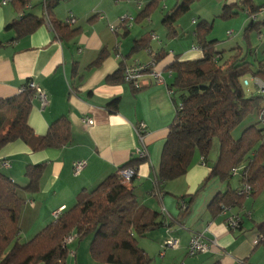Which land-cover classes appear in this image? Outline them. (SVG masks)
I'll use <instances>...</instances> for the list:
<instances>
[{
  "label": "crops",
  "instance_id": "obj_1",
  "mask_svg": "<svg viewBox=\"0 0 264 264\" xmlns=\"http://www.w3.org/2000/svg\"><path fill=\"white\" fill-rule=\"evenodd\" d=\"M58 1L47 15L45 0H30L24 7L14 1L0 3V98L16 95L20 87L32 79L43 89L46 99L41 107L40 100L35 96L32 98L28 124L33 131L43 135L59 116L68 118L72 128L70 143L61 148L31 151L19 139L8 142L0 149V171L20 186L27 182L23 173L28 165L44 164L39 189L34 194L22 192L29 218L31 212L32 218H36L37 226L30 232V237L53 221V212L71 207L77 193L95 188L108 174L118 172L119 167L137 160L136 149L144 143L147 158L124 168L132 167L136 171L133 193L137 202L160 211L166 226L138 238L142 249L148 254L151 244L159 249L165 239L173 237L179 240L176 255L188 256L186 247L189 238L201 232L206 239H215L218 246L211 247L209 253L202 254L203 257L193 256L197 258L186 261V264H236L238 261L241 264H264V247L255 243L259 236L255 226L264 220V189L255 197L244 196L239 206L215 211L209 207L210 200L228 188L238 189L241 180L239 176L231 175L234 178L227 182L217 176L197 191L210 172V167L203 163L197 152L185 174L168 181L162 192L153 189L160 152L175 113L172 94L167 87L172 82L167 66L173 61L174 53L181 54V59L185 60L202 57L199 48L192 49L196 47L195 26L205 19L199 14L201 10H198V18H178L174 27L177 37L169 39L162 20L167 8L161 13V19L159 17L161 25L155 26L158 20L153 15L159 0L150 6L152 9L146 16L141 12L150 0L138 6L135 17L129 10H124L123 5L134 0ZM176 2L179 1L174 4ZM220 3L229 5L224 0H214L215 5L220 6ZM253 3L260 6L256 22L264 20V0H254ZM21 9L23 11L20 12ZM124 11L134 17V24L128 23L121 31L111 32L109 25L116 23ZM25 14L42 17L43 21L32 32L15 37V30L5 26ZM69 16L75 18L74 23L66 22ZM245 18L238 35L242 34L248 22V16ZM51 19L56 21L57 28ZM55 29L61 31L56 32ZM189 29L191 35L187 31ZM142 36L150 37L151 51L158 52L162 48L168 51L157 63V69L162 71L163 83L154 82L146 75L148 83L135 89L122 78L108 80L120 66L150 60L146 49L130 53L133 42ZM231 36L227 32V37ZM246 40L257 56V47L264 44V27L250 30ZM239 42L236 41L234 46H244V41L243 44ZM100 51L103 56L98 63H94ZM261 60L264 62V59ZM250 79L249 76L248 91L257 90ZM115 97L118 98L117 109L110 112L105 106ZM255 115L256 121L257 113ZM84 117H90L94 121L92 125H84L81 122ZM141 122L145 124L142 141L135 131V126ZM79 160H85V165L80 173L75 174L72 165ZM5 161L9 163L8 167L4 166ZM190 195L194 198L181 218L177 198L185 196L187 199ZM231 213L242 218L241 226L232 230L224 223ZM19 223L22 232L21 217ZM68 253L71 252L68 250ZM87 254L90 256L86 247L81 257L87 259Z\"/></svg>",
  "mask_w": 264,
  "mask_h": 264
},
{
  "label": "trees",
  "instance_id": "obj_2",
  "mask_svg": "<svg viewBox=\"0 0 264 264\" xmlns=\"http://www.w3.org/2000/svg\"><path fill=\"white\" fill-rule=\"evenodd\" d=\"M10 1L24 7L30 0ZM45 1L47 15L59 1ZM157 1H148L141 14L148 15V11L152 9L150 6ZM189 1L191 0L176 2L163 14L162 20L169 39L175 36V21L189 8ZM253 2L254 0H234L233 3L224 5L219 15L231 17L237 14L232 10L234 5L244 11L248 22L241 34L243 40H246L250 30L264 27V20L256 22L260 6ZM42 21V17L25 14L13 19L5 28L15 30V37H18L32 32ZM51 22L57 28L56 21L51 19ZM211 28V22L205 19L195 26L194 43L201 51V58L185 60L181 59V54L174 53L173 61L167 66L172 79L167 87L172 94L175 113L168 125V133L160 152L159 170L153 189L157 188L162 192L168 181L185 174L195 152L210 167L209 174L197 191L213 177L218 176L229 182L231 175H235L231 172L232 169L242 166L240 187L218 192L210 200L209 207L219 212L223 207L239 206L242 203L244 195L239 194L242 182L251 187L249 196L252 197L264 189V126L260 125L258 118V112L264 108V100L258 90L248 91L243 84L249 76L264 81V62L261 59H249V55L257 56L247 40L244 41V46L235 45L228 51L217 50V40L208 38ZM149 41L150 37L138 38L133 42L130 53L146 49L150 59L158 63L168 51L163 48L158 52L151 51ZM102 56L100 51L94 63H98ZM123 69L124 65L120 66L108 80L123 79ZM29 80L16 95L0 98V149L8 142L19 139L31 151L67 146L72 138V128L65 116L52 121L43 135H37L28 124L34 96V90L26 87ZM117 103L118 98L115 97L105 107L114 112ZM256 113L257 120L243 127L239 136L234 137L233 132ZM214 141L217 143L215 149ZM214 154L216 156L212 159ZM141 160L143 159L132 160L119 168L136 165ZM43 168L44 164L28 165L23 173L27 178L23 186L0 171V264H66L68 245L63 240L70 235L75 236L71 243L92 235L89 255L95 262L149 264L152 261L153 258L139 245L138 238L159 229L158 227L166 226L164 216L160 211L137 202L133 193L135 175L129 182H124L118 172L108 174L95 188L83 189L77 193L71 207L62 209L58 216H54L53 221L32 237L22 240L19 210L26 200L22 192L34 194L39 189ZM194 195L187 199L185 196L177 198L181 218L187 212ZM182 200L185 202L184 206H181ZM255 227L259 235L257 243L264 247V220Z\"/></svg>",
  "mask_w": 264,
  "mask_h": 264
},
{
  "label": "rangeland",
  "instance_id": "obj_3",
  "mask_svg": "<svg viewBox=\"0 0 264 264\" xmlns=\"http://www.w3.org/2000/svg\"><path fill=\"white\" fill-rule=\"evenodd\" d=\"M176 0H159L157 3V8H156V16L153 15V17H156V19L158 20L157 24L155 25L156 27H159L161 25V13L163 11H166L165 9L167 8V10H170L172 8V5L174 4ZM236 1V0H235ZM238 1V0H237ZM147 2V0H134L132 2H124L123 5H125L124 10H129L130 13L134 14L133 16L135 17V14L139 11L137 8L138 6L140 7L141 4ZM179 2H181V0H179ZM234 0H224V3L226 4H231L233 3ZM240 4V3H239ZM220 6H217L214 4V0H191L188 3L189 8L187 10L184 11V13H182L181 16H179L178 18L184 16V18H198V10H201V12H199L200 16L202 18L207 19L208 21L211 22L212 28L210 31V34L208 35V38H213L217 40V45H216V49L219 51H228L232 46H234L236 41H240L239 43L243 44V41L246 42V40H243L244 38L239 34L238 32H240L243 28V22L246 19L243 10L234 5L233 8L235 9V11L237 12V14H233L231 15V17H223V16H219L221 11H222V3L218 4ZM164 9H163V8ZM220 7V8H218ZM232 8V10H233ZM123 15H129L128 11H124L123 14H121L120 16H118L116 23H118V20L120 17H123ZM133 16L130 15L131 20L129 21L130 23L134 24V22L132 21V19L134 18ZM160 17V19H159ZM200 19V18H199ZM159 25V26H158ZM189 35L192 34V31L189 29L187 30ZM228 31H232V36L231 37H227V32ZM182 32V31H181ZM187 33V32H186ZM176 36V35H175ZM177 37V36H176ZM175 37V38H176ZM186 38V36H185ZM176 44V43H175ZM174 44V46H176ZM258 49V55L257 57H255L254 55H249V59L251 61H257L260 59H264V44L260 45L259 47H257ZM249 60V61H250ZM248 79V78H247ZM252 85L254 84L253 82L251 83ZM245 88L248 90V86H245ZM256 119V115H252L251 117H249L246 121H244L239 128L233 132V136L234 137H238L240 134V131L243 127L250 125L251 123H253ZM216 141H214V147L213 149L216 148ZM234 177L239 176V175H233ZM231 178H234V177ZM26 203V202H25ZM27 205H25L23 203V205L20 208V217H21V223H22V240L26 239L27 237H30V232L34 231V229H36V218H32L33 214L31 212V217L29 218V214L27 213L28 211H26ZM20 217H19V221H20ZM38 230V229H37ZM92 238V235H88L85 236V238H82L80 240H75L74 243L71 244H67L68 245V250L71 253H67L66 255V264H106L104 262H95L93 261V259L91 258V256H88L87 259H83L82 256V251L84 250V248H88L89 250V242ZM170 239V238H168ZM166 241V239H165ZM178 244H179V240H178ZM178 244L176 246H172V247H165L164 243H161L159 246V249L154 247V245H150V248L147 250L148 254L153 258L152 261L149 264H186V261H190L194 258L197 257H193V256H180V255H176L177 253L175 252V250H177L178 248ZM75 253V255H74ZM179 253V252H178ZM205 252L202 253H197L198 255H202ZM209 253V252H207ZM180 254V253H179ZM196 256V255H195ZM81 257V258H80ZM200 257V256H198ZM203 257V255L201 256Z\"/></svg>",
  "mask_w": 264,
  "mask_h": 264
},
{
  "label": "built area",
  "instance_id": "obj_4",
  "mask_svg": "<svg viewBox=\"0 0 264 264\" xmlns=\"http://www.w3.org/2000/svg\"><path fill=\"white\" fill-rule=\"evenodd\" d=\"M10 0H1L0 3L1 4H7ZM131 17L129 15H123V17H120L118 20L117 24H111L109 25V29L111 32H115L117 33L118 31H121L122 29H124L125 26L128 25V23L130 24ZM133 20V19H132ZM75 18H73L72 16H69L66 19V22H68L69 24L74 23ZM228 35H232V31H228ZM153 38H156L155 35H152ZM192 49H198L197 47H192ZM170 53H172L170 51ZM123 81L125 83H130L135 89H139V87L145 85L146 83V78L145 76L147 75L148 77H150V79H152V81L154 82H158V83H163L164 78L162 76V71L160 69H157V63L150 59L148 62H136V63H132V64H126L124 66L123 69ZM256 89L258 90V93L261 95L262 100H264V81L258 79L257 77L255 78H251L250 79ZM243 84L246 86L249 84V80H244ZM27 88H32L34 90V96L37 97L38 100H40L41 103V107L45 105L46 103V99H45V93L43 91L42 88L38 87L36 85V83L34 82V80L30 79L29 82L27 83ZM24 88L20 87V91H22ZM258 118H259V123L260 125L264 126V108H262L259 112ZM81 122L84 123V125L86 126H90L92 125V123L94 122L90 117H84L81 119ZM145 124L143 122L138 123L135 126V131H137V134L139 136L140 141H142L143 139V133L145 132ZM262 139H264V135H262ZM136 154L140 159H143L145 157H147V152H146V147L144 145V143H142V147H139L136 149ZM4 166L8 167L9 163H7L6 161L3 162ZM85 165V160H79V161H75L73 162V171L75 174H78L81 172L82 167ZM233 174H238L241 175L243 173L242 171V166L241 167H234L231 171ZM136 174V171L134 168H119L118 171V175L121 176L122 181L124 182H129L131 180V178ZM241 191L239 192L240 195H244V196H249L251 193V187L246 184L245 182H242L241 185ZM181 206L185 205V202L180 201ZM227 209V207H223L222 211H225ZM60 213V211H55L53 213V215L56 217L58 216V214ZM242 218L240 217L239 214L236 213H231V215L227 216L224 220L225 225H227V227L229 229H236L240 226V222H241ZM74 235H70V236H66L63 240L64 244H70L73 239H74ZM258 238L256 240L255 243H257ZM178 244V240H176V238L171 237L170 239H166V241L164 242V246L165 247H172V246H176ZM217 247L218 244L216 242L215 239H206L203 235V233L201 232H197L196 234L191 235V237L189 238V242L187 244L186 247V251L187 254L190 256H195L197 255V253H202V252H209L211 251V247ZM241 261H238V263L236 264H241Z\"/></svg>",
  "mask_w": 264,
  "mask_h": 264
}]
</instances>
